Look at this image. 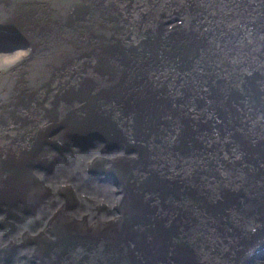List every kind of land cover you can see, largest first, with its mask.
I'll return each instance as SVG.
<instances>
[{
  "label": "bare ground",
  "instance_id": "bare-ground-1",
  "mask_svg": "<svg viewBox=\"0 0 264 264\" xmlns=\"http://www.w3.org/2000/svg\"><path fill=\"white\" fill-rule=\"evenodd\" d=\"M120 75L156 112L134 129L98 98ZM1 95L0 212L16 215L0 249L26 253L8 264H80L71 234L110 217L109 185L73 162L109 163L131 207L141 188L159 208L152 264H264V0H0ZM70 184L57 238L29 243ZM108 222L119 264L146 261Z\"/></svg>",
  "mask_w": 264,
  "mask_h": 264
},
{
  "label": "water",
  "instance_id": "water-1",
  "mask_svg": "<svg viewBox=\"0 0 264 264\" xmlns=\"http://www.w3.org/2000/svg\"><path fill=\"white\" fill-rule=\"evenodd\" d=\"M27 75L28 81L24 84L32 86L34 83V70L30 71ZM111 75H114V73H111ZM118 77L119 80L113 78L117 84L113 89H110V92L107 91L105 84H103V93L101 96H98V98L102 101V106L106 109L107 114L111 115L114 111L119 112L121 117L118 120L125 123L129 120L132 123L130 127L134 129L133 123H135V120L142 118L147 121L155 115L156 112H154L153 109L147 105V101L144 98L139 97L143 92L142 82L136 87L135 96L133 98L130 92V85L133 78L127 76L121 77V75ZM125 80L129 84V89H126L127 85L122 86L123 81ZM0 98L3 99L4 96L1 95ZM149 107L151 109H149ZM85 110L89 111L90 109L87 108ZM97 115L99 114L94 113L92 116L95 117ZM93 148L96 149V147ZM81 149L84 150V148ZM108 165L109 163H87L84 170L82 169V165L76 162H73L71 166L72 170L81 178H85V175H89L93 177L95 182H104L108 184L112 201L110 204V217L103 219V221L97 225L96 229H91L84 236L71 234L75 238V244L69 249L71 252L68 256L71 258V261L79 262L80 264H119V260L125 262L127 258L118 248L116 241L110 239L106 234V226L103 222L108 219V228H110V230L118 233L129 232L131 246L133 247L135 254L139 255L141 258L145 257L146 259V261L144 260L142 264H152L155 256L152 254L151 250L160 247L163 242L161 220L159 216L161 212H159V208L157 212L156 206H149L150 200L146 199L142 193L143 189L141 188L134 190V193L129 196L131 197L133 195L139 208L131 207L128 204L127 198L121 192V189H123L121 181L107 171ZM93 169H95V171H93ZM112 179L115 181L113 182ZM62 187L63 188L59 189L58 194H55L53 197V204L47 202L44 203L45 207L51 208L53 206V208L44 217V228L36 235V237L30 239L28 241L29 243L50 240L51 238L52 241H54L57 238V234L60 233L57 224V209L61 204L67 203L68 201L73 203L74 198V188L72 184H70L67 188H65V186ZM57 195L60 196V199L56 197ZM122 202H124V206L120 209ZM151 202L157 203L158 200H151ZM19 204H21L22 208L20 211L23 212H25L26 205H29L27 211L37 207V202L33 200ZM0 211L2 213H6L10 211V208L7 207V210L4 211L0 207ZM120 211L124 214L122 222H114ZM1 212L0 236L5 238L8 235L7 232L9 230L6 220L13 219L16 214L12 213L4 215ZM24 243L25 242L22 240L16 241V245ZM82 244L87 246V253L84 258L80 257ZM1 251H4L3 248L0 249V254ZM5 254V258L9 259L6 263L8 264L11 260L17 263L20 260L22 261L26 253L18 252L17 250L13 253L5 252ZM35 259L38 264L37 257H35ZM28 263L32 264L30 262Z\"/></svg>",
  "mask_w": 264,
  "mask_h": 264
},
{
  "label": "rangeland",
  "instance_id": "rangeland-1",
  "mask_svg": "<svg viewBox=\"0 0 264 264\" xmlns=\"http://www.w3.org/2000/svg\"><path fill=\"white\" fill-rule=\"evenodd\" d=\"M21 52V50H19V52L18 53H20ZM18 55H16V57H17ZM18 58H22V57H18ZM9 59L10 60H8V61H6L7 63H9L10 61H12V60H14V59H16L15 57L14 58H11V57H9Z\"/></svg>",
  "mask_w": 264,
  "mask_h": 264
}]
</instances>
